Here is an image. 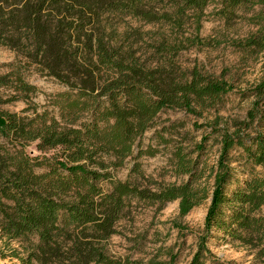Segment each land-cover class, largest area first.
Here are the masks:
<instances>
[{"label":"trees","instance_id":"obj_1","mask_svg":"<svg viewBox=\"0 0 264 264\" xmlns=\"http://www.w3.org/2000/svg\"><path fill=\"white\" fill-rule=\"evenodd\" d=\"M213 1L0 0V43L36 58L40 71L68 87L54 101L58 118L28 117L4 106L36 88L19 67L0 75V234L22 246L24 264H119L106 242L131 208L162 210L178 202L185 216L209 198L190 264H206L215 233L264 264V80L249 91L245 119L217 115L194 147L177 142L167 149L183 182L148 178L137 163L134 179L118 180L111 172L134 155L160 113L203 117L224 109L235 88L225 74L178 62L182 51L205 44L198 34ZM256 6L264 8V0H221L216 13L230 25ZM129 20L160 31L148 40L139 29L120 31ZM190 26L194 32L186 35ZM233 44L248 56L263 53L264 29ZM209 141L219 148L212 166L204 160ZM32 145L40 155L31 156ZM157 152L139 149L138 157Z\"/></svg>","mask_w":264,"mask_h":264},{"label":"rangeland","instance_id":"obj_2","mask_svg":"<svg viewBox=\"0 0 264 264\" xmlns=\"http://www.w3.org/2000/svg\"><path fill=\"white\" fill-rule=\"evenodd\" d=\"M220 2L221 0H214L205 10L206 16L198 34L205 44L182 51L178 62L184 69L198 67L211 74H225L235 88L228 95L224 109L218 114L206 112L203 117L179 110L160 113L154 128L139 141L134 155L126 160L122 168L111 170L116 179L125 181L130 176L134 179L136 176L131 171L137 163L146 177L179 184L186 178L174 174L171 154L167 149L172 150L177 142H183L186 147H194L195 143L210 133L208 124L217 115L225 121L246 118L253 101L249 97V91L264 80V52L248 56L233 43L264 29V20H261L264 16H259L264 8L256 6L251 11L242 10L239 18L228 25L216 13ZM126 27L141 30L146 34L147 40L160 31L158 26L132 20L120 25V31ZM193 32L194 28L190 26L186 35ZM18 67L26 81L36 88V92L29 98L6 104L4 109L28 117L45 113L49 117L58 118L54 101L68 87L55 77L47 75V72L40 71L41 66L36 58H25L17 49L0 43V75H6ZM2 93L6 98L12 94L11 90L4 89ZM157 133L169 139V144L158 138ZM148 147L157 149L158 152L154 156L138 157L139 149L146 150ZM218 149L212 142L207 143L204 160L209 166L215 164ZM27 150L31 156L41 154L35 145ZM212 183L213 180L210 179L209 186ZM103 188L107 191L110 186L104 184ZM210 201L209 198L185 216L180 215L178 202L169 203L162 210L144 205L131 208L127 217L119 223L118 233L106 242L107 254L119 264H168L172 259L175 264H190L197 251L199 239L204 234ZM207 245L211 255L206 264H256L252 251L224 238L222 233L213 234ZM13 249L18 250L21 257H16ZM25 255L19 243L2 239L0 234V264H24L22 258Z\"/></svg>","mask_w":264,"mask_h":264}]
</instances>
